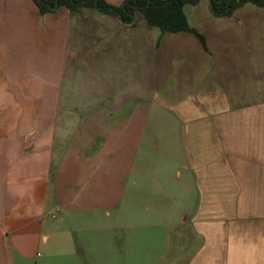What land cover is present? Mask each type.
Segmentation results:
<instances>
[{
    "label": "crops",
    "instance_id": "crops-1",
    "mask_svg": "<svg viewBox=\"0 0 264 264\" xmlns=\"http://www.w3.org/2000/svg\"><path fill=\"white\" fill-rule=\"evenodd\" d=\"M183 10L203 41L0 0V264H107L77 219L135 201L165 264H264V7Z\"/></svg>",
    "mask_w": 264,
    "mask_h": 264
},
{
    "label": "rangeland",
    "instance_id": "rangeland-1",
    "mask_svg": "<svg viewBox=\"0 0 264 264\" xmlns=\"http://www.w3.org/2000/svg\"><path fill=\"white\" fill-rule=\"evenodd\" d=\"M138 207L137 201L128 202L123 204L122 209L111 217L99 216L91 220L86 216H80L76 227L82 232L80 238L83 240L89 237L95 243H100L99 245L106 249L109 248L112 260L107 264H165L171 254L169 249L166 251L169 240H171L170 232L168 233L170 228L167 229L164 224L167 220L140 219ZM70 228L73 233L76 232L74 227ZM103 232L104 239L99 240ZM106 237L107 240H105ZM65 239L63 242H66ZM68 243L80 245L81 240L73 235ZM186 253V251L182 252L180 259L185 258ZM61 261L58 256L51 259V264H62Z\"/></svg>",
    "mask_w": 264,
    "mask_h": 264
},
{
    "label": "trees",
    "instance_id": "trees-1",
    "mask_svg": "<svg viewBox=\"0 0 264 264\" xmlns=\"http://www.w3.org/2000/svg\"><path fill=\"white\" fill-rule=\"evenodd\" d=\"M40 13L52 11L60 5H66L71 11L81 6H93L101 11L131 20L136 11H140L148 24L158 26L162 31L190 30L203 41V35L188 23L183 10L185 4H195L199 0H124L120 4H111L106 0H35ZM253 2L264 7V0H209L210 9L215 15L231 14L244 2Z\"/></svg>",
    "mask_w": 264,
    "mask_h": 264
}]
</instances>
